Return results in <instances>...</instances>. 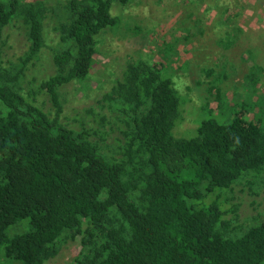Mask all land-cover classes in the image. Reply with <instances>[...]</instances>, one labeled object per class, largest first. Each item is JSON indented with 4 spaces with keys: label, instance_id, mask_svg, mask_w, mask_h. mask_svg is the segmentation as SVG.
Here are the masks:
<instances>
[{
    "label": "trees",
    "instance_id": "16d2710c",
    "mask_svg": "<svg viewBox=\"0 0 264 264\" xmlns=\"http://www.w3.org/2000/svg\"><path fill=\"white\" fill-rule=\"evenodd\" d=\"M131 1L0 0V261L46 264L78 241L70 264H264V216L241 223L230 195L235 185L255 195L264 187L260 99L253 118L255 106L226 122L208 109L194 136L178 137L169 59H130L97 100V128L63 119L61 89L86 88L98 36L118 22L113 3ZM15 28L25 50L11 61L3 48ZM45 48L53 73L28 81ZM249 69L256 84L261 68Z\"/></svg>",
    "mask_w": 264,
    "mask_h": 264
},
{
    "label": "rangeland",
    "instance_id": "374dc122",
    "mask_svg": "<svg viewBox=\"0 0 264 264\" xmlns=\"http://www.w3.org/2000/svg\"><path fill=\"white\" fill-rule=\"evenodd\" d=\"M58 1L61 0H46V4L52 8ZM225 8L238 13L233 16ZM111 14L118 18L117 25L98 36L97 53L85 81L86 88L72 83L61 89L62 116L71 127L78 128L85 123L97 128L95 121L102 114L97 100L112 79L120 76L130 59H149L165 67L170 61L167 70L181 97L182 119L175 130L178 137L194 136L200 120L208 117V109L214 114L220 111L221 122L228 121L239 107L244 110L256 107L248 113V119L259 113L257 108L263 105L256 102L260 99L264 103V0H132L124 7L114 2ZM226 16L233 21L227 26L218 23ZM16 29L11 30L8 47L3 48V56L11 61L25 50V39ZM232 34L236 38L230 45L227 40L230 41ZM253 63L261 68V73L258 72V81L252 85L245 77L250 73L256 77L254 70L249 69ZM209 69L211 75L207 72ZM52 73L50 51L45 48L39 60L29 66L26 78L39 81ZM210 88H213L211 92ZM216 90L221 93L219 108ZM46 104L50 106L49 102ZM206 104V111L202 110ZM260 115L264 117V112ZM109 129L106 138L110 144L115 142L118 133L115 125ZM175 131H172L174 136ZM230 195L231 203L239 206L241 223L249 225L252 218L264 216V187L255 195L245 184L235 185ZM79 249L78 241L67 242L46 264H70ZM0 264L17 263L5 260Z\"/></svg>",
    "mask_w": 264,
    "mask_h": 264
}]
</instances>
